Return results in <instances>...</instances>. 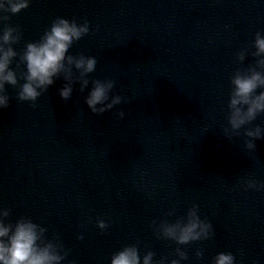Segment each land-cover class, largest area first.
<instances>
[{
    "label": "water",
    "instance_id": "obj_1",
    "mask_svg": "<svg viewBox=\"0 0 264 264\" xmlns=\"http://www.w3.org/2000/svg\"><path fill=\"white\" fill-rule=\"evenodd\" d=\"M7 15L0 30H21L13 45L21 54L57 17L87 20L90 34L70 53L95 56L89 79L115 81L124 97L96 115L79 85L61 99L62 78L35 105L8 86L10 104L0 110L7 222L27 216L48 239L58 235L69 251L64 264H110L130 244L158 261L177 245L158 239L152 222H175L196 204L215 234L182 246L184 264H212L220 252H232L236 264H264V191L245 190L248 180L264 183V141L249 151L243 136L229 140L222 131L231 77L254 63L236 55L264 32V0H32Z\"/></svg>",
    "mask_w": 264,
    "mask_h": 264
},
{
    "label": "clouds",
    "instance_id": "obj_2",
    "mask_svg": "<svg viewBox=\"0 0 264 264\" xmlns=\"http://www.w3.org/2000/svg\"><path fill=\"white\" fill-rule=\"evenodd\" d=\"M31 3L32 0H0V25H5L10 19L7 14L17 15L29 8ZM89 34L87 20L81 23L76 19L57 17L41 39L28 43L21 54L13 47L22 39L21 30L11 25L3 27L0 30V110L10 104L7 94L9 85L18 88L19 101L35 105L58 78L64 81L58 94L65 102L72 98L74 86L79 85L81 93L87 92L84 103L96 115L120 105L124 97L114 92L115 81L89 79L97 69V58L82 52L70 53L74 44ZM249 56L254 58V63L243 69L237 68L231 77L227 126L222 131L229 140L243 136L244 147L255 151V142L264 141V124H254L258 118L264 117V32L255 33L254 41L237 53L236 61L243 64ZM14 62L16 68H13ZM17 69L22 70L18 73ZM118 117L123 119L125 112L119 111ZM248 189L264 191V183L248 180L245 190ZM9 215V209L0 206V264H64L69 251L58 235L48 239L47 228L30 217H21L13 224L7 222ZM166 215H174V210ZM96 224L102 232L109 227L103 219H98ZM152 225L158 239L177 245L170 256H162L157 261L155 252L146 250L142 254L136 244H130L114 252L110 264H184L189 256L182 246L209 240L215 234L212 223L201 218L199 205L196 204L185 217L175 222L163 220L157 224L153 221ZM77 238L84 239L83 235ZM195 255L198 259L204 257L199 249ZM212 264H236V257L232 252H220L215 255Z\"/></svg>",
    "mask_w": 264,
    "mask_h": 264
}]
</instances>
